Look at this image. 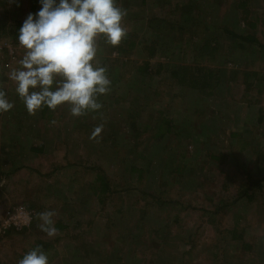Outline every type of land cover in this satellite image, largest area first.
I'll list each match as a JSON object with an SVG mask.
<instances>
[{"label":"rangeland","instance_id":"1","mask_svg":"<svg viewBox=\"0 0 264 264\" xmlns=\"http://www.w3.org/2000/svg\"><path fill=\"white\" fill-rule=\"evenodd\" d=\"M116 2L127 10L123 24L137 44L120 53L103 35L97 37L94 60L106 67L112 85L100 96L109 95L103 102L107 111L73 116L68 103L27 111L10 73L25 54L15 37L17 23L40 5L38 0H0V90L14 104L0 113V264H18L38 241L52 244L46 249L48 264H264V188L251 202L237 198L247 182L242 172L264 178V0H250L249 20L259 17L255 30L242 21L235 0ZM177 12L186 17L183 30L165 27L159 53L149 57L143 50L152 34L149 20L164 16L172 22ZM202 20L207 26L203 33L220 45L215 61L200 57L222 69L211 94L172 75L179 64L201 55L194 45L198 37L188 38ZM227 27L257 34L263 47L242 41L245 48L238 49ZM145 60L157 65L160 74L138 79ZM125 84L127 96L120 93ZM160 108L174 120V128L154 136ZM97 126L102 131L93 138ZM234 132L245 140L240 155ZM211 152L229 158L219 163ZM91 166L111 177L112 192L104 202L88 193ZM161 199L168 202L160 206ZM32 202L42 208L37 211ZM222 202L233 204L235 211L218 210ZM19 206L32 212L23 227L11 219ZM47 210H54L53 220H63L68 228L57 227L51 237L41 231L42 221L34 224L33 218ZM235 224L244 230L246 242L227 233ZM96 241L111 251L109 260L105 255L97 263L82 258L79 249L85 243L96 249Z\"/></svg>","mask_w":264,"mask_h":264},{"label":"clouds","instance_id":"2","mask_svg":"<svg viewBox=\"0 0 264 264\" xmlns=\"http://www.w3.org/2000/svg\"><path fill=\"white\" fill-rule=\"evenodd\" d=\"M40 8L28 13L18 31V41L25 49L18 67L10 73L15 91L27 111L34 114L43 107L55 110L71 105L73 116L102 108L98 96L110 91L107 69L95 62L97 37L115 46L127 35L123 18L127 10L116 0H38ZM14 104L0 90V113ZM102 126L94 129L99 135ZM54 210L39 213L41 231L54 236ZM41 245L27 251L18 264H48Z\"/></svg>","mask_w":264,"mask_h":264},{"label":"trees","instance_id":"3","mask_svg":"<svg viewBox=\"0 0 264 264\" xmlns=\"http://www.w3.org/2000/svg\"><path fill=\"white\" fill-rule=\"evenodd\" d=\"M235 2L237 3V5H238L237 7L240 10L242 21L245 22V20H246V22H247L246 24L251 29H254V30H255V28L258 29L257 27H258L259 17L258 16L256 17V21L249 20L250 0H235ZM188 4L189 3H187V5ZM190 7H191V5L189 6V9H190ZM189 11H191V10H189ZM170 20L172 22H170L169 19L168 18L166 19V17H164V16L163 17L162 16H155L149 20V25H150L149 27L152 30V34L149 36V38H147V40L143 46V50L146 51V53L149 57H154L155 55H157L159 53L160 45L162 44L161 43V41H162V35L161 34L163 33V31H165L163 29H165V27L169 28L171 26L174 28L179 27L180 31H181V29L183 30L182 23L184 22V20H186V17L182 18L181 15L179 16L178 12H177V14H175V17L173 19H170ZM22 23H23L22 21H19L17 23L18 24L17 25V32L15 34L16 39H18V31H19V28L22 25ZM201 25H203V28L199 29V27ZM206 27H207L206 26V20L205 21L202 20L201 24H198L196 26L195 30L190 31V33H189L190 38H188V40H189L192 37L193 38L198 37V41H194L195 42L194 45L196 46L195 51H198L201 55L199 56V54H196V55L194 54L193 58H192L193 63L179 64V66L177 68L172 70V75L174 78L178 79V81L181 84H184L185 86L187 85V86L192 87V88L201 87L202 89L207 88L209 90V93L211 94L212 93L211 91L215 87V85L217 83H220L221 76L219 75V72L222 69L215 66L214 64L204 63L200 58L203 55H207V56H210L211 60L214 59V61H215V59L217 58V55L220 52L219 43L216 42L215 40H213V37H211L210 35L204 34L205 32L203 33V30ZM225 31L228 35H230L232 38H234V42H236V44L238 43L237 46H238V49H240V50H243L245 48L244 43H246V42L249 43V46L256 45V44L258 46H262L261 40H260L259 36H257V34L254 35L252 33H248L246 35H242V34H239L237 31H235L234 29L228 28V27L225 29ZM210 34H212V32ZM131 37H132V35L128 32L127 35L118 44V46L115 45L116 47H118V50L120 53H125L128 50L130 51V49L133 48L137 44V40L134 38H131ZM172 37H173V39H176V34H173ZM182 37L178 36V38H182ZM242 41L244 43H242ZM189 43H191V42H189ZM143 63H145L144 67L138 66V72H137L138 74L136 73L137 74L136 77L138 79H140L141 76H142V78L151 79L155 75L160 74L161 71L156 67L157 65H151L149 60H145ZM118 76L123 77L122 72ZM117 80H119V79H117ZM113 84H115L114 81H113ZM110 86H112V85H110ZM121 88H122V90L120 93L124 96H127L126 90H125V88H127L126 84L124 87H121ZM100 96L102 97V95L98 96V101L102 104V109L106 112L107 106L103 102L107 100V96L109 97V95H107L104 98H101ZM156 121H155L156 122L155 132L153 134L154 136H158L160 133L163 134L164 131H166L168 133L172 130V128H174V124H173L174 120L172 118H168L165 115L164 110L161 108L159 110V117L156 118ZM137 124H138V122H136L135 120H132V125L135 128H136ZM92 134H90L91 137H93ZM141 134H142V131H140V130H137L135 132V135L137 137H140ZM234 135H237L239 137V140H240L239 144L240 143L245 144L244 143L245 140L243 139V137H241V134L234 132ZM96 137L97 136H95L93 138H96ZM32 148L36 151L37 150L39 151L41 147H33L32 146ZM244 150H245L244 145L240 144V147L238 148L237 152L240 155ZM233 154L236 156V162H238V164L242 168L243 167L242 157L241 158L237 157L236 150H234ZM210 157L218 160L219 163H225L229 158L228 154H226L224 152H220L218 154H216V153L214 154L211 152ZM133 169L138 170L134 166H133ZM87 170L90 172H93V176L91 178V183H90V188L92 189V191H90L88 193L89 194L94 193L101 202H104L105 199L107 198V196L112 192L111 177L107 176L105 170L100 166H91ZM139 171L143 172L142 169H139ZM242 173L245 174V177H247L246 178L247 182H244L241 184V189L239 190V192L237 194V198L238 199H240V198L244 199V197H245L246 198L245 202L248 203V202L253 201L255 199V197H257V193L263 192L262 190L264 188V180H263L264 178H259L257 176H254L250 172L245 173V171H244ZM163 182L166 183V181H163ZM166 188L168 189V190H166V195L167 194L170 195L171 194V189H170L171 187L167 186ZM167 202L168 201L161 199L160 206H164ZM32 206H35V208H37V211H38V209L42 208L41 204L37 205V203H34V202H32ZM233 206L234 205L231 203L222 202L219 205L220 208H218V210L222 211L223 213L228 212V211H232L233 209L235 211V208H233ZM219 218L220 219L224 218V215L220 216ZM37 220H40V218H39V216L36 215L33 218V221H34L33 223L35 224V222H37ZM54 224H55L56 228L57 227L61 228V229L68 228V224H65L64 221L61 219H59L58 221H54ZM238 225L239 224H235L233 229L231 228L230 230L227 231V233H229L231 235L232 239H234V240L239 241V240L243 239V242H246V241H244V233H243L244 230H240ZM157 230H158V228H157ZM108 238L112 239L111 234H108ZM95 243L98 246L96 249H92L91 248L92 244H90V243H85L83 245L82 251H81V249H79L82 258L83 259L88 258L87 259L88 261H90V262L92 261L93 263H95V262L97 263L101 259V257L105 255L106 257H108L107 259L109 260V256H111V251L101 249L100 248L101 243L99 241H96ZM244 244L247 246V243H244ZM37 245H41L43 250L46 253H47L46 249L49 248L50 246H52L51 243L44 242V241H38L33 247H35ZM32 248H30V249H32ZM103 252H107V253L104 254ZM75 256L76 255H74L73 258ZM129 256H131V254L128 253L127 257H129ZM119 259H121V256ZM124 264H126V262Z\"/></svg>","mask_w":264,"mask_h":264},{"label":"built area","instance_id":"4","mask_svg":"<svg viewBox=\"0 0 264 264\" xmlns=\"http://www.w3.org/2000/svg\"><path fill=\"white\" fill-rule=\"evenodd\" d=\"M31 218L32 212L27 210L25 206H19L18 208H16L15 213L13 214V216H11V219L14 221L13 223L17 227H23L25 225H28Z\"/></svg>","mask_w":264,"mask_h":264}]
</instances>
